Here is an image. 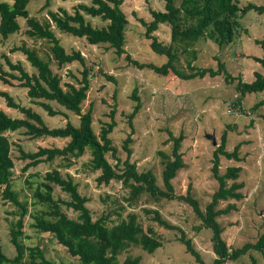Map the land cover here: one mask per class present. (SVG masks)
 Masks as SVG:
<instances>
[{
	"label": "rangeland",
	"instance_id": "1",
	"mask_svg": "<svg viewBox=\"0 0 264 264\" xmlns=\"http://www.w3.org/2000/svg\"><path fill=\"white\" fill-rule=\"evenodd\" d=\"M81 1L89 3V0ZM236 1L240 7L247 3L264 6V0ZM78 2L79 0H30L27 9L30 16L42 22L48 18V10L57 11L63 8L72 12ZM122 9L127 16L128 24L125 30V51L121 55H117L107 44H90L84 37L61 32L51 25L55 36L66 51H80L85 65L91 67L90 87L82 102L81 112L91 109L92 126L97 135L102 128L113 124L108 136L116 148L118 158L121 161L128 159L129 162L135 163L138 170H151L160 187L163 186L161 171L164 161L160 153L173 159L171 156L173 144L169 135L178 137L181 134L183 140L179 151L182 154L183 167L172 179L174 192L185 195L190 188L202 210L218 187L211 170L212 158L214 149L220 145L225 133V149L231 152L239 145L238 159L220 156L219 172H225L227 167L241 168L236 181L243 185L240 189L243 197L239 200L219 202L218 208H225L228 203L235 204V209L218 218L223 227L222 237L232 248L254 241L264 230V130L260 117L264 112V105L254 112L250 108L257 101L264 100V93H248L240 98L234 86L237 78L251 82L254 79V72L264 75V68L256 60L264 58V51L256 42L264 38V11L259 13L249 10L242 15L239 18L241 27L229 44L220 46L213 40L200 39L191 45L190 49L196 51V58L192 64L217 69L220 61L227 72L236 78L228 82L229 80L226 81L224 78V72L215 77L206 75L203 78L183 80L175 75H160L147 67L139 68L133 61L142 64L153 63L157 66L166 61L164 55L156 54L150 48L149 40L144 36L145 28L139 21V19L149 21L151 10H163L164 0H123ZM85 18L93 26H105L107 23L100 17L85 15ZM19 23L18 32L6 39L0 36V75L11 81V84H8L0 80V90L8 92L19 105L32 107L50 127L63 126L67 121L77 125L78 116L55 102H52V106L62 113L49 116L43 108L31 102L27 96V89L22 87L18 80L9 76L19 75V72L11 69L6 63V57L13 64H20L29 74L35 72L26 55L20 49L13 50L26 46L36 50L43 59H50L51 68L60 75L64 88L67 83L78 86L77 80L82 77L83 66L79 62L74 61L58 68L55 61L49 58V43L28 37L24 32V19H19ZM155 35L164 44L169 43V26L160 24ZM190 57L188 53L181 54L176 63L177 67L188 72L186 61ZM107 76L112 79H108ZM134 89L137 91L138 100L132 98ZM234 98L239 99L241 110L227 105L226 101ZM137 104L138 111L130 124L128 115ZM0 109L10 117L23 116L18 109L8 106L3 97H0ZM8 134L14 161L13 189L29 194V189L22 182L26 174H37L39 178H34L36 180L46 171L57 169L63 177L70 176L77 184L79 193L87 198L85 205L90 209L94 220L108 212L111 224H115L126 218L128 213L134 212L144 229L152 227L163 238L162 246L156 249L154 254H148L138 246H131L121 253L120 260L131 255L140 256L143 264H200L178 241L181 235L179 229L186 238L192 240L195 250L205 264H210L215 258L210 240L211 232L208 229L199 231L194 229L200 220L187 203L164 198L156 200L149 194H143L139 199L129 203L128 189L124 188L121 182L112 180L106 185L97 183L99 171L91 168L88 150L78 158L56 157L50 162H40L30 166L22 175V168L29 160L19 158L18 145L25 152H32L39 146L62 147L66 140L53 137L31 138L23 130ZM206 134H214L215 145L206 138ZM128 137L129 153L124 147ZM107 158L113 165L115 164V159L110 153L107 154ZM51 185L55 197L69 199L67 193L58 185L54 183ZM62 210L69 217L76 218L77 213L71 208L62 206ZM153 210H157L162 219L179 229H167L159 225ZM17 217V208L0 194V243L4 253L9 257L15 255L9 240L10 223ZM30 221L28 219L23 228L28 236L25 240L27 245H38L44 255L55 264H78V259L71 256L64 246L52 240L48 234H40L31 228ZM252 257L255 258V263ZM225 264H264V260L258 252L250 251Z\"/></svg>",
	"mask_w": 264,
	"mask_h": 264
},
{
	"label": "trees",
	"instance_id": "2",
	"mask_svg": "<svg viewBox=\"0 0 264 264\" xmlns=\"http://www.w3.org/2000/svg\"><path fill=\"white\" fill-rule=\"evenodd\" d=\"M30 0H5L0 1V36L6 39L11 34L20 30L19 19H24L25 34L36 40H45L49 43L50 56L58 68H62L74 61L82 66V77L77 80L78 86L67 83L65 88L61 84V77L51 68L50 59H43L36 50L26 46L14 48L20 49L27 57L35 72L29 74L18 63L13 64L8 57L6 63L19 75L9 74L13 79L20 82L27 89V96L31 102L43 108L49 116L61 114L62 111L54 109L52 102L57 103L63 109L78 116L77 125L67 121L63 126L50 127L42 116L33 110L16 103L6 91L0 90L7 105L18 109L22 117H10L0 109V194L1 197L11 202L17 208V219L10 223L9 240L14 248L15 255L7 256L0 243V264H55L48 259L38 245H27L28 238L23 230L27 220H31L29 226L40 234H48L52 240L64 246L68 253L78 259V264H143L140 256L127 255L123 260L119 259L121 253L131 246H138L148 254H154L155 250L162 246L163 238L152 227H144L138 222L136 213L130 212L126 218L111 224L110 213H105L97 219H93L90 209L85 205L87 198L81 195L77 184L70 176L63 177L57 169L46 171L40 179L37 174L28 173L23 178V183L29 194L13 189L12 178L14 175V161L11 156L10 132L23 130L31 138L53 137L62 138L66 143L62 147H42L35 151L25 152L19 145L20 159L29 160L22 168V175L30 166L40 162H50L56 157L82 156L86 150L90 153V166L99 171L96 178L98 184H109L112 180L121 182L128 189L129 203L139 199L143 194H149L156 200L160 198L177 200L187 203L193 210L195 216L200 220L194 227L196 231L208 229L211 232L212 250L215 258L210 264H225L227 261L237 260L250 251L258 252L264 260V230L252 242H246L241 247L232 248L226 244L222 237L223 227L218 221L221 215L227 214L235 209V204L228 203L225 208H218L220 201L230 199L239 200L243 197L240 189L242 183L237 182L240 167H227L225 172H219L220 156L238 159L237 149L226 151V134L223 133L221 143L213 151L212 172L218 182L217 189L212 193L211 200L206 204L204 210L199 206L198 200L192 195L190 188L186 194L174 192L172 179L177 171L183 167L182 154L179 151L183 136L169 135L172 140L171 159L164 153H160L163 161L161 171L162 187L157 184L156 176L151 170L141 171L128 159L121 161L112 140L108 136L113 124H109L100 130L97 135L92 126L91 109L81 112V105L86 98L90 87L89 72L91 67L85 65L84 57L80 51L67 52L59 39L55 36L53 27L61 32L76 37H84L90 44H107L117 55H121L125 49V30L128 24L126 14L122 9L123 0H89V3L79 0L73 7L72 12L60 8L57 11L48 10V18L40 22L30 16L27 5ZM249 10L259 13L264 11L263 5L247 3L243 7L236 0H164L163 10H151V19L144 21L139 19L145 28L144 36L149 40L150 48L159 55H164L166 61L157 66L153 63H138L133 61L139 68L147 67L163 76L175 75L183 80L196 77L203 78L206 75L215 77L224 72L226 81L234 80L219 61L218 68L197 67L192 64L196 58L195 49H190L200 39H210L218 45L232 42L235 33L240 29L239 18ZM85 15L100 17L107 21L105 26H93L86 20ZM160 24H167L170 30L169 43L159 41L155 32ZM264 51V38L257 40ZM188 53L191 55L186 62L188 72L177 67L180 55ZM129 59L128 56H126ZM264 68V58H256ZM108 79L112 77L107 76ZM3 83L11 84V81L0 75ZM241 97L248 93H264V75L254 72V79L245 82L237 78L234 86ZM136 89L133 90L132 98L138 100ZM227 105L238 107L241 103H230ZM264 105V100L254 103L250 110L253 112ZM139 105H135L131 114L128 115L129 123L137 113ZM113 114V112H111ZM264 130V112L260 114ZM125 140V149L129 153ZM110 153L115 159L113 165L107 158ZM54 183L62 191L66 192L69 199L63 200L55 197L53 193ZM62 206L71 208L77 213L76 218L69 217ZM155 220L159 225L167 229H179L162 219L157 210ZM26 218V219H25ZM178 241L184 245L185 251L192 255L196 262L205 264L200 254L195 250L192 240L186 238L183 231ZM253 263L256 262L252 257Z\"/></svg>",
	"mask_w": 264,
	"mask_h": 264
},
{
	"label": "water",
	"instance_id": "3",
	"mask_svg": "<svg viewBox=\"0 0 264 264\" xmlns=\"http://www.w3.org/2000/svg\"><path fill=\"white\" fill-rule=\"evenodd\" d=\"M226 102H227L228 104H230V103H234V102L237 103V104H239V99H238V98H234V99H231V100H227ZM205 136H206L207 139L211 140V143H212L213 145H215L216 140H215V136H214V134H206Z\"/></svg>",
	"mask_w": 264,
	"mask_h": 264
}]
</instances>
